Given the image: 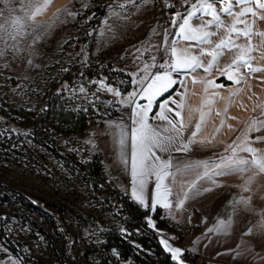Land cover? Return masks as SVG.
I'll return each instance as SVG.
<instances>
[{
  "label": "rangeland",
  "instance_id": "rangeland-1",
  "mask_svg": "<svg viewBox=\"0 0 264 264\" xmlns=\"http://www.w3.org/2000/svg\"><path fill=\"white\" fill-rule=\"evenodd\" d=\"M193 2L134 0V7L129 0H51L42 13L29 20L28 9L23 7L28 0H0V50L6 44L8 46L6 54L0 57V183L67 209L63 218L81 242L77 247L95 249L85 261L79 251V264H96V251L103 234L112 229L135 247H140L135 239L140 228L128 230L123 226L127 215L124 201L128 198L116 186L115 179L102 170L104 179L97 180L96 184L88 183L86 174L73 161L86 164L105 134L112 131V126L118 128L120 121L127 119L129 106L124 104V99L137 87L133 81L143 75L141 69L146 62L153 63L152 56H156V63L162 62L165 58L163 49L168 47L171 39L164 36L165 29L176 31L169 23L170 19L177 12H186ZM119 4H126V8L109 12L110 5ZM66 7L77 13L75 18L63 11ZM100 8L105 9L104 13L101 16L94 14L95 9ZM18 18L22 26L19 35L12 40L3 29L15 34L16 26L11 22ZM95 18L99 19L98 23L90 24ZM37 36L39 39H34ZM89 69L95 71L90 78L85 75ZM67 71L77 74L73 85L64 91L63 98L69 107L91 111L94 120L83 133L62 136L48 132L59 146L62 159H58L44 146L19 134L7 120L20 118L23 110H29L30 117L37 119L45 107L46 92ZM117 92L120 95H115ZM122 106L127 109H120ZM105 164H111V168L117 166L111 161H105ZM115 171L123 173L117 168ZM13 209V205L0 203V222L7 235L26 243L35 260L56 263L52 248L30 224L29 218L45 230L50 227L34 212L19 210L20 217H16L12 214ZM77 212L82 215L81 219L75 218ZM152 212L145 216V222L156 230L159 240H165L169 248L180 249L182 255L185 250H190L199 256L197 261L215 259L230 264L226 257L218 256L219 253H204V240L213 235L204 232V227L196 222L183 226L171 220L169 223L176 231L173 233L167 228H156ZM0 254L3 255L0 264H24L1 241ZM109 256L108 264H135L129 259H120L115 249L110 250ZM178 258L176 260L180 261Z\"/></svg>",
  "mask_w": 264,
  "mask_h": 264
},
{
  "label": "snow or ice",
  "instance_id": "snow-or-ice-1",
  "mask_svg": "<svg viewBox=\"0 0 264 264\" xmlns=\"http://www.w3.org/2000/svg\"><path fill=\"white\" fill-rule=\"evenodd\" d=\"M50 2L51 0H28V3L23 6L28 9L27 19L33 20L49 6ZM129 2L134 7L136 6L134 0H129ZM215 5H219V9ZM117 8L123 10L126 8V4L110 5L109 12L113 13ZM237 8L239 11L236 10ZM63 11L72 18L77 15L67 7ZM206 16L211 18L204 19ZM177 17H179V21ZM223 17L229 19L226 21ZM193 20H199L200 24L189 27ZM257 21H264V0H194L186 12H177L170 19V25L173 28H178L179 31L173 32L170 28L165 29L164 36L171 37L168 47L163 49L165 58L162 62L156 63V56H152L153 63H145L141 69L143 75L133 81L137 87L124 99V104L131 106V115L129 116L131 125L127 129L121 127L118 142L119 155L120 162L129 166L131 195L138 203L145 204L146 200H150L153 210L157 204L164 208H171L173 205L169 203L168 198L173 195L174 188H176L175 207L182 208L189 198V192H192L193 195H201L212 190V187H198L202 182L219 187L221 185L217 183L216 178L218 177L251 173V175H247L241 185L242 190H247L258 176L264 175V150L251 146L264 142V136H249L251 132L264 130V100L259 97L256 98L257 103L253 107V112L258 114L245 122L240 135L227 146L225 151L229 152V155L221 154L219 161L188 164L184 170L177 165L175 172L170 171L174 167L172 159L174 152H187L189 144L193 143H212L211 140H196L195 138L201 131L206 117L210 115L211 105L214 104L215 97L218 95V93H213L211 97L204 96L201 98L199 107L189 108L186 102L187 83L180 74L184 72L185 75H189L188 70L195 73L198 68H203L206 74H210L211 70L216 67L220 75L226 76L229 81L238 85L251 78L252 74L264 72V68L253 66V57L250 55L252 52L258 51L259 59L264 60V31L254 30ZM11 24L16 26L15 34L7 29L3 30L12 40H15L19 35V27L22 25L19 18L13 20ZM212 37H217V40L214 41ZM253 37H259V42L254 44ZM34 39H39V37ZM181 39L195 41V45L182 46L180 45ZM204 45H208V47L205 48ZM12 47L15 48V44ZM193 47L197 49L198 54L192 51ZM225 50L232 53L230 62L219 67L220 58L226 54ZM7 51L6 44L5 48L0 50V57H3ZM203 57H210V59L204 61ZM152 68H156L157 71H151ZM173 74L179 78H173ZM261 79L264 80V78ZM191 83L193 85L203 84L205 93L208 92V86L223 87V85H216L211 80L197 76H192ZM177 84L185 91L181 92L176 89L170 92L169 89ZM81 91H83L82 88ZM108 91L111 92L112 89L109 88ZM240 91L242 89L237 88L226 98L228 103L223 109L224 113L228 112L232 98ZM164 93H168V95L159 101V111L151 117V121L156 123L149 122L147 114L151 111L154 100L157 96L163 97ZM115 95H120V93L117 92ZM173 95L179 96L180 99H173ZM137 98H147V105L139 104ZM169 103L174 104L175 109L169 107ZM205 107H208L207 112L204 111ZM186 108L189 114L185 118L183 113ZM193 113H198L199 119L194 125L195 130L191 132L188 143H184L183 133L192 126ZM217 115L219 116L221 113L217 112ZM223 124L224 120H221V126ZM229 128L235 131V129H231V126ZM125 141H128L127 148ZM185 171H187V175L184 174ZM153 177L155 178L154 191L149 187ZM165 180H169L170 184H165ZM236 203L246 205L248 201H239L236 198L230 201V204ZM149 224H151V220H149ZM218 225L219 228L209 229V232L219 231L227 234L231 227V221L219 220ZM259 227L264 230V224ZM251 231L252 229H247V232ZM161 243L165 245L166 250H169L165 240L162 239ZM170 251L174 260L181 254V250L178 248H171Z\"/></svg>",
  "mask_w": 264,
  "mask_h": 264
},
{
  "label": "crops",
  "instance_id": "crops-1",
  "mask_svg": "<svg viewBox=\"0 0 264 264\" xmlns=\"http://www.w3.org/2000/svg\"><path fill=\"white\" fill-rule=\"evenodd\" d=\"M215 7L219 9V5H215ZM236 10L239 11V8ZM210 18L211 17L207 16L204 17V19ZM223 18L226 21L229 19L228 17ZM199 24V20H193L190 22L189 27ZM238 26L242 27L240 25ZM254 30L264 31V21H257L254 25ZM178 31V28H176L175 32ZM212 39L215 41L217 40V37H212ZM258 42L259 37H253V43L256 44ZM180 45L194 46L195 41H185L181 39ZM203 47L207 48L208 45H204ZM192 51L198 54L195 47L192 48ZM225 53L226 54L220 58L219 67H223L226 63L230 62V56L232 53H228L227 50H225ZM250 55L253 57L252 64L254 67L264 68V60L259 59L260 53L258 51L252 52ZM202 59L207 61L210 57H203ZM188 71L190 73L189 75H185L184 72L180 75L184 77L187 83L188 91L186 95V102L189 108L199 107L202 97H211L213 93H218L215 97L214 104L211 105L210 115L206 117L205 122L202 124L201 131L195 138L196 140H211L212 143H193L189 144V150L187 152H174L172 155L174 167L170 170L172 172L176 171L177 165L184 170L185 166L188 164H196L201 161H219L221 154L225 156L230 154L229 152H226L225 149L229 144L236 140L238 135H240L245 122L249 121L251 117L256 115V113L253 112L254 104L257 103L256 98L259 97L261 100H264V80L261 79L264 78V72L254 73L251 78H248L236 85L233 84L232 81H229L226 76L220 75L216 67L211 70L210 74H206L203 68H198L195 73H191L190 70ZM192 76L211 80L214 84L223 85V87L208 86V92L205 93L203 90V84L197 83L193 85L191 83ZM173 78L179 77H177L176 74H173ZM237 88L242 89V91L232 98L228 112L224 113L223 109L226 103H228L226 98H228L229 94ZM176 89H179L181 92L185 91L183 88H180L179 84L173 85L169 91L173 92ZM167 95L168 93H164L163 97H156L151 106V111L147 114L149 122L156 123L151 121V117L159 111V101ZM173 99L179 100L180 97L173 95ZM137 102L141 105H147L148 100L147 98H137ZM168 106L175 109L174 104L169 103ZM204 111L207 112L208 107H205ZM217 112H220L221 115L218 116ZM188 114V109L186 108L183 116L186 118ZM130 115L131 106H129L127 119L120 121L118 128L112 126V131L105 134L104 140H102L99 146H96L94 151L100 154L102 170L104 173L111 179H115L114 181L116 186L126 194L128 199L138 204L140 207L152 211L153 208L150 200H146L145 204H140L132 197L130 174L128 170L129 166L120 162V149L118 142L121 127L125 129L130 127ZM198 119L199 114L193 113L192 126L186 129L183 133L184 143H188V139L191 132L195 130L194 125ZM221 120H224L223 126H221ZM229 126H231V129H235V131L230 130ZM216 129H219V131H216ZM249 136H264V130L251 132L249 133ZM127 144L128 141H125L126 148ZM251 146L259 150H264V142L255 143ZM248 158L250 159V157ZM105 161H111L113 165H117L115 168L122 170L123 173L121 174L116 172L115 168H111V164L106 166ZM184 174L187 175V171H185ZM247 175H251V173L218 177L216 179L217 183L221 185L219 187L212 186L207 182H202V184L198 185V187H212V190L204 192L201 195H193L192 192H189V198L185 201L182 208L175 207L176 188H174L173 195L168 198L169 203L173 206L171 208H164L157 204L155 209L159 208L160 216L168 222L172 220L174 223H178L183 226H186L191 222H196V224L204 227V232L206 231L208 234L212 233L213 235H209L206 237V240H204V253H219L218 256L223 258L226 257L227 262L230 264H264V230L259 227V225L264 224V175L258 176L257 180L252 183L247 190H242L241 185ZM164 183L170 184V181L165 180ZM154 184L155 178L153 177L149 186L153 191ZM234 198L239 201H248V203L246 205L242 203L230 204V201H233ZM219 220L231 221V227L230 230L227 231V234L219 231L209 232V229L219 228ZM247 229H252V231L247 232ZM161 245L165 249L162 243ZM170 247L174 248L172 246ZM166 251L171 253L170 250ZM224 253H226V255ZM179 257L180 258L178 259L182 262L177 260L175 261L180 264H184V261H187L185 254H181ZM182 258L184 260H181ZM209 260L223 263L221 260Z\"/></svg>",
  "mask_w": 264,
  "mask_h": 264
},
{
  "label": "trees",
  "instance_id": "trees-1",
  "mask_svg": "<svg viewBox=\"0 0 264 264\" xmlns=\"http://www.w3.org/2000/svg\"><path fill=\"white\" fill-rule=\"evenodd\" d=\"M104 10V8L95 9L94 14L101 16ZM98 21V18L91 19L90 24L95 25ZM118 72L122 74V71ZM76 74V72L67 71L63 73L59 81L50 86L46 92L45 107L37 119L30 117L31 112L29 110H23L20 112V118L10 117L7 120L9 126L16 128L19 134H23L44 146L58 159H62L59 146L54 138L48 135V132L51 135L60 134L62 136L83 133L94 120L91 111L69 107L63 98L64 91L73 85ZM94 74L95 71L91 69L85 73L88 78ZM23 128H26V131H22ZM73 163L86 174L85 180L88 183L96 184L97 180L104 179L101 157L98 152L92 154L91 160L86 164L77 161H73ZM0 203L13 205L12 214L16 217H20L19 210L34 212L36 216L42 219L44 224L50 227V230H45L34 219L29 218L30 224L49 243L56 263L35 260L32 256V249L26 243L10 238L3 227V223L0 222V241L8 250L18 255L24 264H79L77 260L79 251L85 261L87 255L95 250L77 247L80 240L65 223L63 214L67 213V209L63 206L55 205L39 196L4 186L1 183ZM124 208L127 215L122 222L123 226L128 230L140 228V234L135 237L140 247H135L126 241L116 230L106 231L96 251L98 253L96 264H108L111 259L109 256L111 249L117 251L120 259H129L135 264H177V261L161 245L156 230L147 226L144 218L150 211L140 207L130 199L124 201ZM151 216L154 219L156 228H167L173 233L176 232L175 228L172 227V223L160 216L159 208H156ZM75 218L81 219L82 215L77 212ZM178 240L181 242V238L178 237ZM184 254L187 260L184 264H224L205 259L197 261L199 256L188 250H185ZM0 256L3 255L0 254Z\"/></svg>",
  "mask_w": 264,
  "mask_h": 264
},
{
  "label": "water",
  "instance_id": "water-1",
  "mask_svg": "<svg viewBox=\"0 0 264 264\" xmlns=\"http://www.w3.org/2000/svg\"><path fill=\"white\" fill-rule=\"evenodd\" d=\"M120 109H127V107H123V106H122V107H120ZM106 115H107V117H110V114H109L108 112H107Z\"/></svg>",
  "mask_w": 264,
  "mask_h": 264
}]
</instances>
